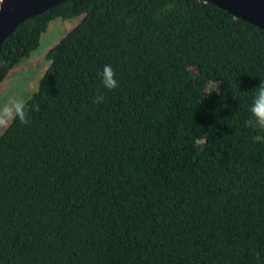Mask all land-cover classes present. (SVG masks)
<instances>
[{
    "label": "trees",
    "instance_id": "trees-1",
    "mask_svg": "<svg viewBox=\"0 0 264 264\" xmlns=\"http://www.w3.org/2000/svg\"><path fill=\"white\" fill-rule=\"evenodd\" d=\"M56 21L29 123L0 134V264H264V30L203 0H71L4 42L0 91Z\"/></svg>",
    "mask_w": 264,
    "mask_h": 264
},
{
    "label": "water",
    "instance_id": "water-1",
    "mask_svg": "<svg viewBox=\"0 0 264 264\" xmlns=\"http://www.w3.org/2000/svg\"><path fill=\"white\" fill-rule=\"evenodd\" d=\"M71 0H0V50L25 21ZM264 30V0H203Z\"/></svg>",
    "mask_w": 264,
    "mask_h": 264
},
{
    "label": "rangeland",
    "instance_id": "rangeland-1",
    "mask_svg": "<svg viewBox=\"0 0 264 264\" xmlns=\"http://www.w3.org/2000/svg\"><path fill=\"white\" fill-rule=\"evenodd\" d=\"M71 28L62 21H56L50 26L37 55L17 68L8 82L4 84L0 91V104H6L11 98L22 99L26 102L32 96L48 69L49 64L45 60L47 50ZM3 130L0 129V134Z\"/></svg>",
    "mask_w": 264,
    "mask_h": 264
},
{
    "label": "clouds",
    "instance_id": "clouds-1",
    "mask_svg": "<svg viewBox=\"0 0 264 264\" xmlns=\"http://www.w3.org/2000/svg\"><path fill=\"white\" fill-rule=\"evenodd\" d=\"M101 75L103 85L108 90H113L119 86L115 78L116 73L111 65H104ZM95 102L100 103V100L96 99ZM36 110H39L38 105ZM29 111L30 109H27V105L22 99L11 98L6 104H0V129L9 128L17 120L22 124H28L30 120ZM250 111L259 127L264 130V81L259 86L258 94L252 102ZM253 140L264 142V136H254Z\"/></svg>",
    "mask_w": 264,
    "mask_h": 264
}]
</instances>
